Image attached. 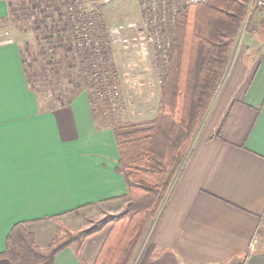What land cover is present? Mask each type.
Instances as JSON below:
<instances>
[{
	"label": "crops",
	"instance_id": "1",
	"mask_svg": "<svg viewBox=\"0 0 264 264\" xmlns=\"http://www.w3.org/2000/svg\"><path fill=\"white\" fill-rule=\"evenodd\" d=\"M10 1L0 0V37ZM23 54L0 38V255L19 222L39 245L51 222L123 205L128 193L113 130L96 118L90 93L47 106L54 99L31 87ZM206 112L133 264H264V250L250 249L264 215V50L233 55ZM104 237L61 250L54 264H92Z\"/></svg>",
	"mask_w": 264,
	"mask_h": 264
},
{
	"label": "trees",
	"instance_id": "2",
	"mask_svg": "<svg viewBox=\"0 0 264 264\" xmlns=\"http://www.w3.org/2000/svg\"><path fill=\"white\" fill-rule=\"evenodd\" d=\"M250 1L204 0L181 9L172 25L167 59H155L160 88L155 116L109 122L119 151V170L128 186L123 212L93 229L71 231L59 224L64 234L45 248L37 244L28 223L19 222L7 234L0 257L10 264H54L61 250L75 246L79 251L88 238L105 231L92 264H133L150 222L183 170L247 17L248 25ZM250 10V15L258 11L255 6ZM91 100L96 118L103 120Z\"/></svg>",
	"mask_w": 264,
	"mask_h": 264
},
{
	"label": "built area",
	"instance_id": "3",
	"mask_svg": "<svg viewBox=\"0 0 264 264\" xmlns=\"http://www.w3.org/2000/svg\"><path fill=\"white\" fill-rule=\"evenodd\" d=\"M53 1L41 3V17L34 10L38 7L35 4L33 9L20 3V10L15 11L17 17L26 23L31 21L33 25L37 52L30 57L28 64L35 67H76L75 81L90 89L94 106L101 108L104 101L113 105L120 98L113 76L112 67L115 66L114 59H110L111 47L117 45L125 51L137 50L143 57L152 54L166 60L173 44L175 15L185 6L204 0H138L141 20L117 22L109 29L103 24V7L128 0H94L93 3L85 0ZM251 5L264 16V0H252ZM49 7L53 11L48 12ZM0 38L1 42H16L10 29Z\"/></svg>",
	"mask_w": 264,
	"mask_h": 264
},
{
	"label": "rangeland",
	"instance_id": "4",
	"mask_svg": "<svg viewBox=\"0 0 264 264\" xmlns=\"http://www.w3.org/2000/svg\"><path fill=\"white\" fill-rule=\"evenodd\" d=\"M49 1L51 0H11L10 14L12 15H9V19L13 17V21L9 20L8 27L4 32L10 29L12 35L16 38V42H19L20 47L24 50L23 55L27 60L26 68L30 77L31 87L42 98L49 97L54 99V104L51 103L47 106L59 107L69 101L72 96L74 97L75 94L85 91L91 93V91L89 88L87 90L86 87H82L81 84L78 85V80L75 81L76 67H35L28 64L30 57L32 58L35 52H37L36 38H34L35 34L32 31L33 25L31 21L26 23L15 14V11L20 10V3H23L28 8H33V4H35L38 7L33 9L36 11L37 16L41 17L43 16L40 13L42 8L39 6L41 3L45 4ZM85 2L93 3L94 0H85ZM250 2L252 3V0ZM251 3L248 13V16H250L248 25L247 17L236 40L233 51L235 57L254 58L258 51L264 50V24L261 23L262 14L258 10L250 15V9L254 7ZM54 5L55 1H53V7ZM43 6L46 7V5ZM50 11H53L52 7H49L48 12ZM103 16V24L108 29L117 22L128 20L140 21L141 15L138 0H128L112 6H104ZM111 48V55L113 56L115 66L112 67L113 76L114 81L119 87L120 98L113 105L105 103L96 111L103 116V119L107 123L110 121H139L153 118L156 114L160 93L159 74L155 66L156 58L152 54L143 57L137 50L125 51L117 45H113ZM208 116L209 114L206 112L197 134H200L204 130ZM125 204L126 202L122 205V202L118 201L107 204V207L105 205V207L103 205L96 206L83 211L81 215H69V217L58 219L56 224L51 222V227L44 228L42 233H38L37 240L39 245L45 248L49 243L57 240V238L64 234L59 224L67 226L71 231L93 229L100 226L108 218L120 215L124 210ZM157 217L150 222L142 242L146 240L149 229ZM102 233H105V231L94 236L102 235ZM256 246L264 250V215L261 218L257 234L254 238V244L250 249L256 248Z\"/></svg>",
	"mask_w": 264,
	"mask_h": 264
}]
</instances>
